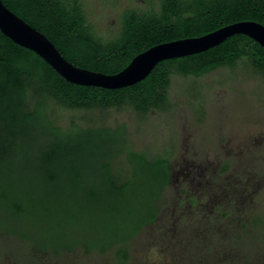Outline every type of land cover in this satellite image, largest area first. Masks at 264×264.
Wrapping results in <instances>:
<instances>
[{
  "label": "rangeland",
  "instance_id": "374dc122",
  "mask_svg": "<svg viewBox=\"0 0 264 264\" xmlns=\"http://www.w3.org/2000/svg\"><path fill=\"white\" fill-rule=\"evenodd\" d=\"M197 1L180 0L182 7ZM85 4L86 30L109 43L122 34L131 16L160 15L164 0ZM170 80L164 108L145 114L127 104L80 110L52 104L51 113L65 129L74 121L85 128L126 126L134 151L146 153L150 160L169 159L175 181L158 203V223L146 225L123 247L106 253L89 250L107 242L116 224L121 229L147 215L143 209L151 177L134 175L126 154L114 159L115 175L122 181L134 179L119 203L101 183L100 163L116 153L121 142L84 153L69 146L57 163L49 164L43 150L25 146L26 141L46 143L49 137L33 135L24 139V148L8 155L10 161L7 156L0 159V264H264V73L242 59L235 67L202 77L173 72ZM181 165L208 168L202 183L222 186L216 199L203 196L204 203L210 199L209 213H221L215 225L204 223L207 230L197 221L190 227V214L174 223L180 196L207 193L204 184L190 187L183 182ZM94 186L99 192L95 201L89 193ZM116 207L118 215L110 210ZM173 225L176 232L166 234L164 229Z\"/></svg>",
  "mask_w": 264,
  "mask_h": 264
},
{
  "label": "trees",
  "instance_id": "16d2710c",
  "mask_svg": "<svg viewBox=\"0 0 264 264\" xmlns=\"http://www.w3.org/2000/svg\"><path fill=\"white\" fill-rule=\"evenodd\" d=\"M48 1L54 5H47ZM2 2L42 32L70 63L108 75L123 71L136 56L159 44L202 36L241 21L264 25V0H198L186 7H182L180 0H164L160 15L131 16L125 22L122 34L105 43L86 30L84 17H67L72 11L59 1ZM57 4L58 8H55ZM242 59L264 73V48L245 35H235L207 52L159 63L149 77L135 86L106 90L69 83L39 55L15 44L0 30V159L24 148V139L33 135L49 137L46 143L29 145L30 141L25 142L26 147L43 150V157L48 160L45 162L49 164L57 163L69 146L84 153L97 146L110 149L121 142L116 153L107 155L100 163L101 183L119 203L121 197L130 192L134 179L120 180L113 168L114 159L126 154L134 175L149 174L151 177V190L143 209L147 215L124 224L121 229L116 224L113 235H106L107 242L87 246L89 250L102 253L123 247L146 225L155 222L159 214L158 203L171 183V163L163 158L150 160L146 153L134 151L128 142L126 126L85 128L74 121L65 129L53 121L52 104L67 110L108 109L127 104L145 114L152 109L164 108L173 72L202 77L220 68L235 67ZM6 159L10 161L9 157ZM49 177L54 181L52 174ZM75 178L79 180L78 176ZM90 190V199L95 201L98 189L94 186ZM95 204L100 205V201ZM110 210L113 214L116 212L115 215L120 212L119 207Z\"/></svg>",
  "mask_w": 264,
  "mask_h": 264
},
{
  "label": "water",
  "instance_id": "95a60500",
  "mask_svg": "<svg viewBox=\"0 0 264 264\" xmlns=\"http://www.w3.org/2000/svg\"><path fill=\"white\" fill-rule=\"evenodd\" d=\"M0 30L15 44L39 55L69 83L106 90L135 86L149 77L159 63L207 52L235 35H245L264 48V25L255 21H241L202 36L154 46L136 56L123 71L108 75L79 68L70 63L42 32L8 9L2 0H0Z\"/></svg>",
  "mask_w": 264,
  "mask_h": 264
},
{
  "label": "flooded vegetation",
  "instance_id": "af4514ba",
  "mask_svg": "<svg viewBox=\"0 0 264 264\" xmlns=\"http://www.w3.org/2000/svg\"><path fill=\"white\" fill-rule=\"evenodd\" d=\"M58 1L60 2V4L64 8H66L69 11H72V12H70L71 13L70 15L66 14L67 17H71L72 19H74V18H77V19L80 18L81 19V16L82 17L85 16V12H84V8H85L84 5H86L85 0H55V2H58ZM100 1H101V3L106 4V5L111 4V5L116 6L121 0H100ZM47 5L53 6L54 2L48 1ZM55 8H58V4L55 5ZM198 170L201 171L200 172L201 175H200V173H198L199 172ZM208 170H209L208 168H205V169L200 168L199 169V167L194 168V166L193 167H187L184 165L180 166L179 171L184 176L183 182H189L190 184H192V186L189 185L190 187H195L194 185L197 186V185L204 184V185H202V187L205 189L204 193H206V192L207 193L199 195V197H194V196L183 197V196H180L181 199H179L177 201V205L173 211V216L175 217V219H174L175 225L177 223H181L182 219L184 218L183 216L184 215L186 216V214H190V216L192 218V219H189L190 221H192V223L189 224L190 227H192V224L197 221L198 223H200L199 228L201 230H203V229L207 230L208 229L205 224L215 225V222H217L218 219L216 217L218 216V214H221V213H219L218 210L215 209V211H212V210L210 211V213H211V215H210L209 209H208V208H210L209 207L210 206V199L207 200L205 203L202 199H203L204 195H208L212 200L216 199L218 197V196H216V193L219 191V188H220V190H222V186L220 184L219 185L213 184L210 181L208 182L207 180H205V182L202 183L204 181L203 178L206 177V173ZM195 171L196 172L198 171L197 174H195L196 173ZM170 172H171V183H172L175 181V179H174V168L172 166H170ZM207 175H209L211 178L214 177L213 173H211V172H210V174H207ZM200 177L202 179L199 180ZM191 189H193V188H191ZM224 197L226 198L228 196H224ZM230 198H232V197H229V199ZM231 214H233V212H231ZM225 215H227V214H225ZM158 220H159V214H158L155 222H152L149 226L155 225L156 223H158ZM206 220H208V221H206ZM210 222H211V224H210ZM186 225H187V223H186ZM172 230L173 231L177 230V227L173 225L172 227H166L164 229L166 234H168V231L171 232ZM192 230H193V228H192ZM210 230H212V229L209 228V231ZM180 231H183V230L182 229L178 230L177 231L178 235H179L178 232H180Z\"/></svg>",
  "mask_w": 264,
  "mask_h": 264
}]
</instances>
